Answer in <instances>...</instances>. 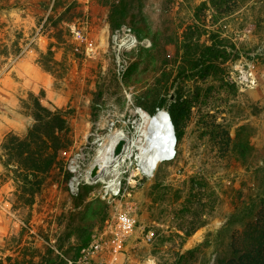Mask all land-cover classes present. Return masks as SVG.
I'll return each instance as SVG.
<instances>
[{
  "label": "rangeland",
  "instance_id": "rangeland-1",
  "mask_svg": "<svg viewBox=\"0 0 264 264\" xmlns=\"http://www.w3.org/2000/svg\"><path fill=\"white\" fill-rule=\"evenodd\" d=\"M52 1L0 0V259L39 264L47 240L56 246L59 239L74 256L69 213L77 200L69 184L76 175L74 194L85 188L83 204H99L89 244L118 213L136 222L121 245L109 230L90 264H215L221 242H229L216 239L218 232L242 201L264 193V0H141L134 4L140 16L121 25L111 18L120 0H77L79 16L51 24L60 41L43 31ZM49 49L53 73L39 62ZM239 63L254 74L253 86L240 83ZM32 93L67 112L73 143L65 169L53 172L27 206L3 165L2 143L33 125L26 114ZM159 104L179 116L182 138L173 158L146 172L132 142L142 137V113H169ZM119 131L130 155L92 179ZM77 153L82 166L74 174L68 164Z\"/></svg>",
  "mask_w": 264,
  "mask_h": 264
},
{
  "label": "trees",
  "instance_id": "trees-1",
  "mask_svg": "<svg viewBox=\"0 0 264 264\" xmlns=\"http://www.w3.org/2000/svg\"><path fill=\"white\" fill-rule=\"evenodd\" d=\"M136 2L139 5L141 0H120L118 4H115L111 14L113 21L117 25L127 23L128 18L135 21L140 16L134 9ZM50 9L51 12L43 25V31L48 35L53 33L52 23L58 28L61 23L66 21L67 15L75 19L81 13L77 0H53ZM72 19L71 21H73ZM51 37L58 41L62 39L60 35L53 36L51 34ZM211 51L208 49L203 54L202 64H207L206 61H208ZM39 62L48 72L53 73L52 68L48 66L49 62L56 63L52 49H49L47 53L41 52ZM30 96V102H25L28 109L26 114L33 120V125L29 128L26 136L20 137L9 133L2 143L3 165L14 173L18 197L27 206L33 204L35 196L42 190L45 181L53 172L65 169L62 166V159L66 158L73 143L71 139L72 127L67 112L55 106L52 108L45 106L41 96H35L33 93ZM158 107L167 108L163 104H159ZM167 109L171 114L173 125L177 129L178 144L182 138L178 129L179 116L174 110ZM157 112L156 110L152 111V116ZM241 153H243L242 150ZM65 172L69 178L71 173L68 170ZM84 189L81 188L77 195L72 193L77 204L74 212L69 213L70 227L74 230L78 241V246L74 248V256L70 250L63 251L64 245L60 239L56 246L46 239V249L43 254H39V264H69L70 261H75L77 252L89 244L90 232L94 226L92 222L98 217L96 214L99 204L97 201L92 204H83L88 195V191ZM79 205H82L81 209H78ZM237 210L229 219L227 226L216 235V239L226 237L229 242L228 244L221 242L222 248L219 252L217 251L215 264H264V193L255 194L247 202L242 201ZM235 226L240 229L233 230L232 227ZM186 235L190 236L191 232ZM194 251L189 250L187 254H192ZM16 261L18 260L7 256L0 259V264H16Z\"/></svg>",
  "mask_w": 264,
  "mask_h": 264
},
{
  "label": "bare ground",
  "instance_id": "bare-ground-1",
  "mask_svg": "<svg viewBox=\"0 0 264 264\" xmlns=\"http://www.w3.org/2000/svg\"><path fill=\"white\" fill-rule=\"evenodd\" d=\"M142 116V137L139 140H134L132 145L138 147L139 149V158L143 170L146 172H152L158 166V164L163 161L162 158L167 150H172V120L169 116V113L165 110H160L153 116L142 113ZM121 136L125 137L123 132H117L111 138L110 142L104 146V150L101 151L102 153L97 160V163L100 166L98 178L105 171L107 172L112 167H116L121 162H124V160L130 155L129 149H131L132 145L129 143L127 144V147L121 156L112 159L109 155V151L112 150L118 138ZM174 149L176 154V146Z\"/></svg>",
  "mask_w": 264,
  "mask_h": 264
},
{
  "label": "built area",
  "instance_id": "built-area-1",
  "mask_svg": "<svg viewBox=\"0 0 264 264\" xmlns=\"http://www.w3.org/2000/svg\"><path fill=\"white\" fill-rule=\"evenodd\" d=\"M235 70L240 74V83L245 84L246 86H253L256 83L255 76L252 72H246V67L242 63L236 65ZM248 73V74H246ZM82 166V155L80 153L75 154L71 158L68 164V170L72 173H77ZM79 185L78 177L74 175L73 179L70 181L69 187L72 193H75ZM111 231L113 236L116 238L118 245L125 243L128 237L132 236L136 231V222L135 220L126 212L118 213L112 222L109 224L108 229L106 230H96L91 237V242L87 247L82 249V254L80 258L76 261L77 264H90L91 254L101 251L104 247V237L108 234V231ZM144 242L149 244L153 241L152 233L146 234L144 236ZM119 247L114 248V252H118ZM120 252V251H119ZM72 263V262H70ZM151 263V262H150ZM154 264V263H153Z\"/></svg>",
  "mask_w": 264,
  "mask_h": 264
},
{
  "label": "water",
  "instance_id": "water-1",
  "mask_svg": "<svg viewBox=\"0 0 264 264\" xmlns=\"http://www.w3.org/2000/svg\"><path fill=\"white\" fill-rule=\"evenodd\" d=\"M169 116H170V114H169ZM169 120H170V118H169ZM171 127H172V136H173V147H172V150H167V152L164 154V156L162 158L163 161L170 160L175 154L174 148H175V143H176V135H175V129H174V125H173L172 121H171ZM128 143H129V141L127 138H125L124 136L119 137L117 142L115 143L114 147L112 148V150L109 151L110 157L113 159V158H117V157L121 156L123 154V152L125 151ZM99 171H100V166L96 162L92 168V171H91V178L92 179L98 178Z\"/></svg>",
  "mask_w": 264,
  "mask_h": 264
}]
</instances>
